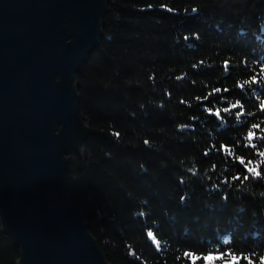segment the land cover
Returning a JSON list of instances; mask_svg holds the SVG:
<instances>
[{"label":"trees","instance_id":"obj_1","mask_svg":"<svg viewBox=\"0 0 264 264\" xmlns=\"http://www.w3.org/2000/svg\"><path fill=\"white\" fill-rule=\"evenodd\" d=\"M102 32L77 75L93 133L66 185L106 260L190 264L230 251L258 264L264 180L235 177L246 174L238 158L259 163L264 151V83H246L264 70V0H108ZM232 104L242 107L223 111ZM18 256L0 236V264Z\"/></svg>","mask_w":264,"mask_h":264},{"label":"water","instance_id":"obj_2","mask_svg":"<svg viewBox=\"0 0 264 264\" xmlns=\"http://www.w3.org/2000/svg\"><path fill=\"white\" fill-rule=\"evenodd\" d=\"M108 0H0V236L13 264H110L66 180L93 133L77 75L103 39Z\"/></svg>","mask_w":264,"mask_h":264},{"label":"snow or ice","instance_id":"obj_3","mask_svg":"<svg viewBox=\"0 0 264 264\" xmlns=\"http://www.w3.org/2000/svg\"><path fill=\"white\" fill-rule=\"evenodd\" d=\"M193 11H196V10L193 9ZM227 68H228V65L226 63L225 71H227ZM246 83H251L254 85L264 83V70H262V74L260 76H253V78L250 81H246ZM238 86L240 88H244L245 84H240ZM214 91L219 92V91H221V89H215ZM261 103H264V102H261ZM239 107H242V106L238 105V104H232L231 108H225L223 111L224 112H230L233 109H237ZM259 107H260V105H259ZM260 109H261V111H264V108L260 107ZM209 111L211 112L212 110L209 109ZM235 114L237 117H239L243 113H241L240 111H237ZM214 115L218 118L222 117V113L219 109H217L215 111ZM252 129L253 130L247 132V142H248L249 147H255L256 146L253 142H255L259 139L257 132L262 129V126L260 124H253ZM221 150L227 152V154L229 156H233L235 154L233 152V150L228 148L226 145L222 146ZM260 158H264V151H260L258 153L259 163H254L252 160H245L243 158H238V163H239V165L242 166L243 171L246 174L242 175L240 177H235V179H239L242 181H247L251 178H256L257 180H264V159H260ZM148 235L152 236L153 234L151 232H149ZM227 243H228V241L226 240L225 244H227ZM186 255H188V254H186ZM228 257H230V259H226ZM197 260L205 261L206 264H209V262H210V264H213V262L217 261V260L224 261V264H240V262L242 260L245 261V264H256V262L253 260L252 257L240 256V255H238L234 252H230V251L229 252H222L219 254H206L204 256L194 255V256H191L190 264H196ZM258 264H264V258H261L259 260Z\"/></svg>","mask_w":264,"mask_h":264}]
</instances>
